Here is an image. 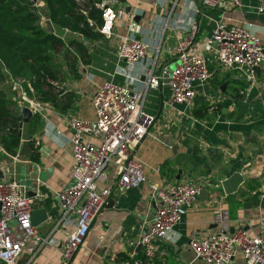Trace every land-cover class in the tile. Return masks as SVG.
Instances as JSON below:
<instances>
[{"label": "crops", "instance_id": "0c3cea01", "mask_svg": "<svg viewBox=\"0 0 264 264\" xmlns=\"http://www.w3.org/2000/svg\"><path fill=\"white\" fill-rule=\"evenodd\" d=\"M259 1L241 0V5L236 7L205 8L207 11L201 18L198 14L194 16L196 7L188 4L189 9L181 10L183 6L177 5L171 15L170 25L175 23L174 28L163 32L168 4L161 10L156 5L151 8L156 0H125V6L130 7L126 13L118 0L117 6L122 14L116 22L115 36L109 40L59 30L45 15L39 20L40 26L46 32L85 45L90 60L85 63L78 60L74 72L68 69L65 57L57 58L62 64V75L58 79L61 95H74L73 111L62 115L51 106H45L39 112L42 126L36 134L40 142L37 162L31 161L29 154L14 159L0 147V179L15 178L27 186L29 193L41 194L36 204L46 198L41 188L51 197L71 179V131L66 117L75 114L93 121L90 97L98 85L104 81L122 84L127 74L138 77L139 81L131 85L139 88L143 69L155 56L156 46H160L158 63L173 64V47L183 37L187 25L182 21H189L191 16L198 22L200 40L211 33L216 21L222 20L234 25H249L264 44V15L257 11ZM132 14L138 17L136 21L144 30L142 37L151 43L152 50L146 60L128 65L118 58L117 48ZM151 30L155 32L151 33ZM208 68L212 76L196 87L193 105L200 100L218 104L212 120L194 118L193 105L177 104L164 110L169 96L167 87L147 90L143 111L153 121L149 135L133 151L135 159L143 165L145 181L138 188L112 193L69 264H203L194 259L189 249L193 231L232 232L240 226L251 233L261 231V221L264 220V69L257 70L255 81L248 83L240 73L220 68L214 58ZM215 77L217 80L213 84ZM222 85L223 89L220 88ZM14 88L18 89L17 100L20 99L21 105L29 106L30 101L21 97L20 85L15 83ZM92 139L98 143V138ZM21 140H27L24 126ZM112 172L110 169L107 183H112ZM234 172L247 174L248 179L236 192L225 194L220 181ZM177 181H200L208 195L198 196L181 223L174 227L171 239L155 240L152 259H148V263L142 262L139 253H143V248L135 242L151 214L149 184L166 186ZM41 206L46 209L48 218L37 229L42 238L51 239V242L42 244L15 226L25 243L19 264H60V252L72 227L56 226L53 203L52 208L47 207L46 202ZM236 257L231 264L235 263ZM239 258L238 263H243L241 255Z\"/></svg>", "mask_w": 264, "mask_h": 264}, {"label": "built area", "instance_id": "2783aa9c", "mask_svg": "<svg viewBox=\"0 0 264 264\" xmlns=\"http://www.w3.org/2000/svg\"><path fill=\"white\" fill-rule=\"evenodd\" d=\"M75 2L87 13L83 0ZM197 2L208 9L241 5V0H163V6H169L163 32L172 22L171 15L177 5L195 7ZM117 4L118 0H99L96 3L102 18L97 30L104 39L115 36L116 22L122 14ZM257 11L264 15V0L259 1ZM135 16L130 15L126 33L120 37L117 48L118 58L128 65L146 60L152 50L151 43L143 39L144 30ZM186 21H182L187 23L184 35L173 47V64L158 63L160 46H156L155 56L143 69L139 88L131 85L139 81L138 77L127 74L122 84L104 81L90 97L93 121L75 114L66 117L71 131V179L51 196L56 226L72 227L60 252V264L70 263L114 191L138 188L145 181L143 165L135 159L133 151L149 135L153 121L143 111L149 88H168L164 109L168 110L177 104L193 105L196 87L212 76L208 64L213 58L220 68L240 73L248 83L255 81L257 70L264 69V44L249 25L218 20L211 33L200 40L196 18L191 16ZM21 97L27 99L24 95ZM28 101L34 110L37 103ZM93 137L98 138V143L93 141ZM17 156L18 153L13 158ZM110 169L113 171L112 183H107ZM202 187L200 181H177L166 186L149 184L151 214L135 242L141 245L149 260L154 254V241L171 239L174 227L181 223L186 211L196 202ZM40 198L39 193L31 196L27 186L15 178L0 179V264H19L25 243L15 226L42 244L51 242V239L42 238L37 227L30 222L32 210ZM189 249L194 259L204 264H231L238 254L244 264H264V220L261 221V231L257 233L241 226L232 232L195 230Z\"/></svg>", "mask_w": 264, "mask_h": 264}, {"label": "trees", "instance_id": "16d2710c", "mask_svg": "<svg viewBox=\"0 0 264 264\" xmlns=\"http://www.w3.org/2000/svg\"><path fill=\"white\" fill-rule=\"evenodd\" d=\"M40 1L44 13L57 29L98 39L96 31L102 23L101 11L96 7L99 0H83L87 13L78 8L75 0ZM39 20L34 3L28 0H0V147L9 156H15L22 143L18 135L21 101L17 100L18 89L14 88V84L18 83L22 92L37 104L51 106L59 114L66 115L73 111L74 95H61L58 79L62 75V64L57 58L65 57L68 69L74 72L78 60L84 63L90 60L85 45L46 32ZM91 22L96 30L91 28ZM213 80L214 84L216 77ZM216 105L205 100L196 101L192 106V115L198 120H212L217 113ZM41 126L39 112L24 125V133L32 147L29 158L34 162L39 160L40 142L36 134ZM40 190L46 195V206H51L53 200L49 194L44 188ZM139 257L142 262H149L144 252L139 253Z\"/></svg>", "mask_w": 264, "mask_h": 264}, {"label": "water", "instance_id": "95a60500", "mask_svg": "<svg viewBox=\"0 0 264 264\" xmlns=\"http://www.w3.org/2000/svg\"><path fill=\"white\" fill-rule=\"evenodd\" d=\"M32 3H36L37 0H28ZM125 7L126 13L129 12L130 7L125 6L127 5L125 0H119ZM138 17H134L135 20H137ZM91 28L96 30V26L94 23L91 22ZM96 34L98 37H101V33L97 30ZM18 87V85H16ZM224 85H222L220 88L223 89ZM24 95L27 99L32 100L30 97H27L24 93ZM45 106L37 104L35 106V109L32 110L29 106L27 105H20L19 110H20V115H21V121L19 122V130H18V135L22 136V129L24 124H27L29 119L36 113V112H41ZM95 127V124H94ZM42 134V133H41ZM1 149V148H0ZM32 151V147L30 146L29 142L27 140L22 141L18 155L19 156H26ZM248 179L247 174H242L240 172H234L232 173L229 177L226 179L220 181V186L222 191L225 194H232L237 191L238 187ZM31 196H34V193H29ZM204 195H208L206 193L205 189H201L199 192V196L202 197ZM110 201V200H109ZM45 201H41L40 203L35 204L34 209L32 210L31 216H30V222L31 225L34 227L39 226L42 222L46 221L48 218V213L44 207L41 206V204H44ZM141 247V245H139Z\"/></svg>", "mask_w": 264, "mask_h": 264}, {"label": "rangeland", "instance_id": "374dc122", "mask_svg": "<svg viewBox=\"0 0 264 264\" xmlns=\"http://www.w3.org/2000/svg\"><path fill=\"white\" fill-rule=\"evenodd\" d=\"M34 5H36V8H37V12H38V14H39V17H40V19L41 20H43V18H45V13H44V9H43V6H42V4H41V1L40 0H37V2L36 3H34ZM156 5V7H158L159 9H164V6H163V3H162V0H156V2L153 4V6L151 7V8H153L154 6ZM195 7H196V11H197V13L194 15L195 17L196 16H198L199 15V17L201 16H203L202 14L204 13V12H206L207 10L203 7V6H201L200 5V3L199 2H197V4L195 5ZM182 9H189V7H187V6H183L182 8H181V10ZM198 14V15H197ZM200 17V18H201ZM161 24V23H160ZM162 24H163V22H162ZM174 28V24L173 25H169V27H168V29H167V31H169V30H171V29H173ZM64 39L65 40H67L68 38L67 37H64ZM239 254L237 255V257H236V259H235V263H233V264H239L238 263V261H239ZM200 261V260H199ZM201 262V261H200ZM201 263H203V262H201ZM196 264H199V263H196ZM204 264V263H203ZM241 264H243V263H241Z\"/></svg>", "mask_w": 264, "mask_h": 264}]
</instances>
